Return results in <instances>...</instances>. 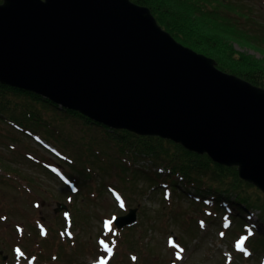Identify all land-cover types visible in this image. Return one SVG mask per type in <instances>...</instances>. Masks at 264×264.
Masks as SVG:
<instances>
[{
	"label": "water",
	"instance_id": "obj_1",
	"mask_svg": "<svg viewBox=\"0 0 264 264\" xmlns=\"http://www.w3.org/2000/svg\"><path fill=\"white\" fill-rule=\"evenodd\" d=\"M0 84L236 166L264 192V88L183 46L130 0H3Z\"/></svg>",
	"mask_w": 264,
	"mask_h": 264
},
{
	"label": "rangeland",
	"instance_id": "obj_2",
	"mask_svg": "<svg viewBox=\"0 0 264 264\" xmlns=\"http://www.w3.org/2000/svg\"><path fill=\"white\" fill-rule=\"evenodd\" d=\"M255 2L264 9V0H255ZM188 15L192 14L189 12ZM258 15L264 16V10L258 12ZM189 19H193V26L200 33L205 35L216 34L215 27L210 25L209 22L200 21L198 18L189 17ZM160 24L163 26L162 22ZM197 37L201 36L197 35ZM190 38L195 44L199 42L197 39ZM223 40L229 41V35L225 33L218 34L216 43L221 44L219 51L205 47L199 42V49L196 53L214 59L219 69L222 68L221 70L238 77H241V74L249 71H258L257 68L264 67V50L255 46L243 45L233 40L232 42L230 40L231 46H228L225 45ZM88 128L89 126L86 127L84 124L72 120H66L61 125L51 124L49 131L44 132L46 138L42 137L46 141L43 146V143L37 139L34 142L30 134L22 133L25 137L24 141L21 140L12 133V131L20 133L15 128V125L10 124L6 119L0 118V161L2 160L5 166L11 165L12 168L11 177L7 174L4 175L12 179H23L25 181V186H22L20 182H11L12 184H10L0 181V264H36V261L37 264H59L56 261L49 262L48 260L53 256L59 258L63 255V248L59 245L61 239L56 236L47 238L48 233L43 234L46 231L43 225L45 223H61V218L63 215L65 216V213L69 216L75 213L81 219L77 223L82 222V224L80 228L75 227L73 230H69L70 235L68 234L74 239L72 248L76 245L79 247L77 252L70 256L71 251L69 250L67 256L63 258V263L60 264H93V262L105 264L104 259L97 262L90 253L101 252L99 241L101 239L108 241L117 232L122 234L121 243L118 242L121 246L122 256H116L112 264H149L153 260L157 261V264H179V262H182L180 264H248L246 261L248 252L244 250L247 241L240 243V246L244 244L241 248L237 245L239 249L243 250L241 253L243 258L240 256L238 260L234 259L233 261L232 254L228 249L229 246L231 247L229 241H221L217 235L206 237L201 245L195 246L193 242H190L191 238L183 234V239L190 244V247L186 250L185 255H181V251H179L180 254L176 253L174 242L171 241L168 235L171 231L183 233V228L186 229L188 227L183 224V228L179 227L181 221H175V218L171 217L173 212L167 210L165 213L170 216L160 213L159 215L169 228L168 233L152 231L150 229L151 223L147 217L157 219L158 213L153 212V209H158V207L153 205L151 200L149 204L144 198L135 197L134 202L123 203L124 207L122 208L120 206L122 200L120 198L113 200L112 190L108 191L106 187H100L104 192L101 196L94 192L83 199L82 196L78 195L75 197L70 194L71 188L69 186L59 184L60 181L64 180L65 176L69 177L72 174L73 176L77 174L86 185L109 183V186H111L119 180V173H109L107 175L102 174L100 171V168L106 166V163L100 160L97 154L104 153L106 156H110L114 154V151L106 152L108 147L103 134L99 133L96 128H91L87 131ZM12 138H16L17 143L13 144ZM27 139L29 145L26 144ZM46 143L58 149L60 156L51 151ZM10 145L13 148L15 146L17 150H21L25 159L19 152H10L7 148ZM87 149L88 152H86ZM26 155L32 159L30 163ZM131 156H135L141 166L150 164L149 161H142L138 155ZM128 157L130 158L129 154ZM45 160L55 164V166L49 167L51 171L53 167L60 168L61 172L56 171L58 176L51 177L41 173L43 170L37 165L42 166L41 163ZM113 165L122 173L117 162L113 163ZM2 166L0 162V170L3 169L4 166ZM78 169L85 172V174L89 170L90 173L88 174L90 175L84 177L78 174L81 173ZM0 173L2 172L0 171ZM103 176L105 178L100 179ZM115 187L118 188L119 183ZM183 189V187H179L177 193L180 195L184 191ZM178 200L182 201L186 207H190L193 203L191 200L182 199L181 197ZM59 204H63L65 208L59 209ZM144 206L152 207V209H143ZM131 208L146 210L139 217L142 223L141 227L139 229L136 228L139 225L135 226V222L132 221L128 226L131 227L130 229L125 227L118 231L114 226L113 217L122 218L128 214ZM178 212H181V210L178 209ZM193 215L194 211L188 210L182 223ZM105 221L106 224L102 226L101 224ZM109 221H112V229L111 231H106L105 229L109 230L106 226ZM32 227H38L42 231V237L35 236L36 232ZM16 229L21 236L17 234ZM102 229L104 231H101ZM252 229L258 231L256 227H252ZM129 230L132 235L128 236V239L141 242V246L134 247V250H141L135 255L132 251L129 252L126 249L125 246L129 243L123 240L124 236L128 235ZM146 231L147 235H144ZM150 232L153 235V239ZM214 233L216 234V231ZM103 243L104 241H102ZM248 247L257 257H263L264 236L252 233ZM17 249H19V252H17ZM181 256L184 257L183 261ZM250 257L252 260L249 264H257L254 263L255 261L257 262L256 257ZM38 261L42 262L39 263Z\"/></svg>",
	"mask_w": 264,
	"mask_h": 264
},
{
	"label": "trees",
	"instance_id": "obj_3",
	"mask_svg": "<svg viewBox=\"0 0 264 264\" xmlns=\"http://www.w3.org/2000/svg\"><path fill=\"white\" fill-rule=\"evenodd\" d=\"M137 5L148 7L153 12L155 18L159 22H162L163 28L182 45L190 47L196 51L199 49V42L205 47L213 48V50L219 51L221 48L220 43H216L218 34H228L229 39L235 42L242 43L243 45L255 46L264 50V16L258 15V12H262L264 9L261 6H258L255 0H131ZM2 0H0V3ZM192 15H188V13ZM191 18H198L200 21L209 22L210 25L215 27L216 34L205 35L200 33L195 26H193L194 21ZM194 31V33H193ZM200 35L201 37H197ZM197 39L199 42L196 44L191 40ZM228 37V36H227ZM230 40H223L225 45H230ZM208 41V42H207ZM195 44V45H194ZM204 53V52H202ZM234 53V52H233ZM217 60V59H216ZM243 60V59H242ZM218 61V60H217ZM244 61V60H243ZM219 64V62H218ZM220 67V65H219ZM221 68V67H220ZM222 69V68H221ZM258 71H249L248 73L241 74V77L264 88V67L257 68ZM262 74V75H261ZM0 118L6 119L10 124H14L15 128L20 133H14L21 140L24 141V135L30 134L38 136L40 133L48 132L53 125L64 124L66 120L77 121L78 123L84 124V126H89L87 131L91 128H96L99 133H102L105 139V143L109 151H114L113 155L106 156L103 161L105 163H115L119 166L121 163L122 173L120 174V182L128 181L129 174H138L140 173L143 178H145V184L148 186V189H152L154 195L159 196L163 201V206L167 205V194L163 191V183H167L171 180L172 175L179 174L181 178L183 176L186 185H190L192 188L197 190V194L202 193L206 188L209 187L207 193H214L219 191V188L224 184L228 186L232 192L237 193L236 202L239 203L238 211H242L246 208H259L262 211V216H264V194L261 193L262 199L254 191L253 186L250 188L249 185L242 182L237 175L236 169L228 168L225 166L218 165L214 163L207 156H200L193 153H190L184 150L179 145L170 143L168 141L155 138V137H140L134 134H131L127 131H111L106 127L93 123L88 118L80 115L79 113L69 111L66 109L60 108L58 105L53 102L44 99L34 93H30L21 89H16L8 86H3L0 84ZM31 137V138H32ZM11 141H14L13 144L17 143L16 138H12ZM26 144L29 145L27 139ZM166 145V146H165ZM14 146V145H13ZM165 146V147H164ZM10 152H19L22 156L23 153L21 150H17L14 146H7ZM138 152L139 157L141 155L148 156L154 161V165L151 169L150 174H145L144 172L135 169L134 165L137 162L135 156L131 157V161L123 162L121 158H125L127 153ZM135 155V154H132ZM16 158V156H14ZM24 158V156H23ZM28 162L30 163L32 159L26 155ZM25 159V158H24ZM1 164L5 167L0 171V181L7 182H20L22 186H25V181L23 179H12L11 165H4L3 161H0ZM50 162L45 160L46 165ZM38 167H44L37 165ZM162 169H168V174L164 178V173ZM42 174L46 176L54 177V173L47 167L42 168ZM81 172L80 169H78ZM87 172H90L87 170ZM7 174L9 176H6ZM82 175V173H78ZM89 174L83 173V176ZM76 176V177H75ZM78 187V194H75L77 197L82 196L83 199L87 198L91 193H97L98 196H101L104 192L100 184H91L85 185L83 180L77 175L74 174V177L71 176ZM104 176L100 179H103ZM227 179H230L228 181ZM59 184L64 185L62 182ZM162 185V189L158 185ZM158 188V189H157ZM147 189V190H148ZM157 189V190H156ZM125 191L129 194L131 189L125 188ZM73 193L70 191V194ZM123 197L124 194L121 193ZM179 204V202H176ZM194 207H200V204L196 201H193ZM245 206V207H242ZM69 219L61 218V223L59 224H46L47 232L49 237H59L62 238V231L73 229L75 227H81L82 222L77 223L81 219L75 213H73ZM222 215L217 217V220L222 221L223 219L230 222V226L234 228L231 232H226L227 241H229L231 247L229 246L230 251L232 249V240L237 241V237L242 236L243 234H249L250 232L254 234H259L264 236L263 231H255L252 229V224L247 218H242L235 214L231 213V216ZM144 216V214H143ZM149 217V216H148ZM147 219L151 223L150 229L160 232L168 233L169 228L165 225V222L159 217L153 219L149 217ZM142 223H139L138 229L141 227ZM33 228V227H32ZM38 235L41 237V231L35 229ZM132 233H128L127 236H124L123 240L127 241L125 247L127 250L132 251L134 247L141 246L140 241H131L128 239V236ZM144 235H147V231L144 232ZM234 236V237H232ZM64 242H60V246L63 248V255L56 259H49L48 261H56L57 263H63L64 256H67L68 251L70 250V240L64 239ZM255 245V244H254ZM253 247V244H252ZM119 250L114 253V256H122V252ZM71 251V250H70ZM73 252V251H71ZM102 254V253H101ZM101 254H94L100 256ZM117 259V258H116ZM41 263L42 261H38ZM112 264V263H109Z\"/></svg>",
	"mask_w": 264,
	"mask_h": 264
},
{
	"label": "snow or ice",
	"instance_id": "obj_4",
	"mask_svg": "<svg viewBox=\"0 0 264 264\" xmlns=\"http://www.w3.org/2000/svg\"><path fill=\"white\" fill-rule=\"evenodd\" d=\"M120 206L123 208L124 207V204H123V202H121V204H120ZM65 216L67 217V213H65ZM116 218L115 217H113V221L115 220ZM111 224H112V221H109L108 223H107V227L109 228V230L111 231ZM252 233L250 232L249 233V235H251ZM69 235H70V233H69ZM108 251H109V253H111V249H108ZM181 251H183V249H181ZM17 252H19V249H17Z\"/></svg>",
	"mask_w": 264,
	"mask_h": 264
}]
</instances>
